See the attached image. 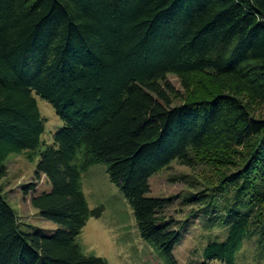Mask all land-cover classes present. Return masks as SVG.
<instances>
[{
    "label": "trees",
    "instance_id": "trees-1",
    "mask_svg": "<svg viewBox=\"0 0 264 264\" xmlns=\"http://www.w3.org/2000/svg\"><path fill=\"white\" fill-rule=\"evenodd\" d=\"M168 74L181 80L177 94ZM200 75V78L196 77ZM37 97L61 125L44 140ZM264 0H0V170L36 162L50 189L31 196L45 230L21 222L0 191V264H108L77 237L91 209L82 175L106 165L141 238L167 264L181 227L149 179L177 161L218 180L190 201L226 230L190 264H237L247 238L264 249ZM31 191L33 188H30Z\"/></svg>",
    "mask_w": 264,
    "mask_h": 264
},
{
    "label": "rangeland",
    "instance_id": "rangeland-1",
    "mask_svg": "<svg viewBox=\"0 0 264 264\" xmlns=\"http://www.w3.org/2000/svg\"><path fill=\"white\" fill-rule=\"evenodd\" d=\"M200 77V75H196ZM202 78V77H200ZM167 79L177 94H171L172 103H180L188 96L180 78L168 74ZM42 117L45 119L44 140L51 141L52 132L61 125L53 107L37 97ZM254 112L264 113V104L252 105ZM36 160L31 162L25 155H11L0 170V191L25 224L45 230H53V222L42 219L31 204V196L50 189L44 175L36 174ZM106 165L94 164L82 175L83 190L91 209L102 207L99 217H91L77 237L85 253L107 260L108 264H167L160 251L152 248L140 236L132 207L122 191L113 184L106 171ZM205 180H218L213 166L199 164L188 167L174 161L167 168L149 179V196L167 198L164 214L181 227V240L175 246L173 255L179 264H190L201 260L202 251L208 241L223 240L226 230L204 226L203 204L190 201L191 194L206 189ZM30 188H33L31 191ZM237 264H264V249L258 247L256 238H247L236 256ZM214 264H224L215 261Z\"/></svg>",
    "mask_w": 264,
    "mask_h": 264
}]
</instances>
